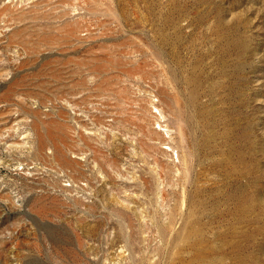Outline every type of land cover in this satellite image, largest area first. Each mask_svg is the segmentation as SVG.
Instances as JSON below:
<instances>
[{"label": "rangeland", "instance_id": "rangeland-1", "mask_svg": "<svg viewBox=\"0 0 264 264\" xmlns=\"http://www.w3.org/2000/svg\"><path fill=\"white\" fill-rule=\"evenodd\" d=\"M190 205L264 264V0H0V264H165Z\"/></svg>", "mask_w": 264, "mask_h": 264}, {"label": "bare ground", "instance_id": "bare-ground-1", "mask_svg": "<svg viewBox=\"0 0 264 264\" xmlns=\"http://www.w3.org/2000/svg\"><path fill=\"white\" fill-rule=\"evenodd\" d=\"M152 214L157 217L167 215L170 218L167 221L157 219L155 228L157 236L160 237V243L154 249L157 253H161L162 259H165V264H230L227 259L229 257L227 253L230 252L225 249L232 250V247L224 239L225 233L220 229L224 223L221 220L222 215H216L198 205H190L184 210L179 208L178 211L164 213L158 211ZM176 216L179 218L175 219ZM139 232H131L127 238V243L141 261L146 257V249L150 247V237L147 238L143 235L144 230L140 234Z\"/></svg>", "mask_w": 264, "mask_h": 264}]
</instances>
